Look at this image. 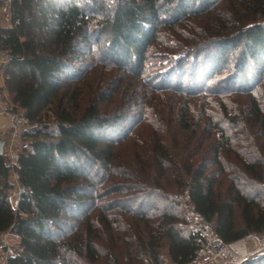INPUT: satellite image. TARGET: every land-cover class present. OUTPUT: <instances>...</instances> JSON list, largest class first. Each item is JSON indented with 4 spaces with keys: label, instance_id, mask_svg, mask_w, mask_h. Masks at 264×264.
<instances>
[{
    "label": "trees",
    "instance_id": "16d2710c",
    "mask_svg": "<svg viewBox=\"0 0 264 264\" xmlns=\"http://www.w3.org/2000/svg\"><path fill=\"white\" fill-rule=\"evenodd\" d=\"M10 10L0 94L29 125L16 159L0 154V234L18 239L5 264H189V208L226 243L263 232L264 0ZM138 125L134 145L151 144L128 166L118 152Z\"/></svg>",
    "mask_w": 264,
    "mask_h": 264
},
{
    "label": "built area",
    "instance_id": "2783aa9c",
    "mask_svg": "<svg viewBox=\"0 0 264 264\" xmlns=\"http://www.w3.org/2000/svg\"><path fill=\"white\" fill-rule=\"evenodd\" d=\"M10 2L11 0H2L0 16L4 23L9 22L12 18ZM0 54L2 53L0 52ZM0 105V115L6 121L5 124L0 125V129L5 128V136L0 138L6 140L4 153L9 154L10 160L14 161L18 152L20 135L28 127L29 122L21 110L8 108L2 100H0ZM199 224L202 244L196 257L189 264H240L251 256L264 252V230L261 233H248L240 239L226 243L218 236L208 220L201 218ZM8 236V233L0 234V246L6 247V252L3 259L0 260V264H5V259L10 255L7 242Z\"/></svg>",
    "mask_w": 264,
    "mask_h": 264
},
{
    "label": "rangeland",
    "instance_id": "374dc122",
    "mask_svg": "<svg viewBox=\"0 0 264 264\" xmlns=\"http://www.w3.org/2000/svg\"><path fill=\"white\" fill-rule=\"evenodd\" d=\"M85 60L86 61L91 60V54L90 53H88V57ZM4 61H5L4 56L2 54H0V64L3 63ZM93 66L95 67V69L90 68L91 71L89 72V74H91V75L88 78V86L93 83L94 84L93 88L97 89L98 87L96 85L101 82V76L104 75L103 73L105 71H102L103 65H99V64L95 63V64H93ZM101 73H102V75H101ZM1 99H2V102H5L4 97L2 95H1ZM84 100H85L84 98H81V102H83ZM0 112H1V107H0ZM50 112L51 111H48V113H50ZM0 124H2V123H0ZM139 129H140L139 125L135 126L133 128L132 132L130 133V135H132V138L128 139V141L125 142L124 144H122V146L119 148L118 156L121 158L124 157V159L127 161L128 166H133L137 162V160L139 159V156L144 158L145 154L149 150L147 145L151 144V143H149V140L147 138V139L143 140L138 146L134 145V141L141 139L140 133L142 132V130H139ZM2 130L3 129H0V136H5V133ZM22 144H23L22 139L20 137V139L18 141V150L21 148ZM6 155H7V153H6ZM7 156H9V154ZM17 191H18V189H17V187H15L14 190L12 191L11 195L12 194L17 195V197H18ZM111 197H112V195H110L109 197H106L102 200H106V199L111 198ZM15 201H16L15 197H12V202H15ZM172 208L175 209V207H172ZM175 211L181 212L178 210H175ZM188 214L192 220L190 225L192 227H194L196 230H198L200 233V224H199L200 219L195 216V214L193 213L191 208H189ZM126 216H128V215H126ZM7 242H8V251L11 253V252H13V250L15 248V244H17V242H18V239L13 235H9L7 238ZM5 252H6V247L0 246V260L3 259ZM255 255H258V254H255ZM255 255H253V256H255ZM98 264H109V262H106L104 260V261L99 262ZM134 264H137V261H135Z\"/></svg>",
    "mask_w": 264,
    "mask_h": 264
},
{
    "label": "crops",
    "instance_id": "0c3cea01",
    "mask_svg": "<svg viewBox=\"0 0 264 264\" xmlns=\"http://www.w3.org/2000/svg\"><path fill=\"white\" fill-rule=\"evenodd\" d=\"M1 4H2V0H0V8H1ZM0 14H1V11H0ZM1 23H3V21H2V19H1V16H0V24ZM0 98H1V94H0ZM4 121H5V119H4V117L2 116V115H0V123H2V124H4ZM1 125V124H0ZM4 133H5V128H3V130H2ZM17 187V189H18V186H16ZM19 192V189H18V191H17V193ZM12 197H15V199H16V201L15 202H12L14 205L16 204V202H17V199H18V197H17V195H11V201H12Z\"/></svg>",
    "mask_w": 264,
    "mask_h": 264
},
{
    "label": "water",
    "instance_id": "95a60500",
    "mask_svg": "<svg viewBox=\"0 0 264 264\" xmlns=\"http://www.w3.org/2000/svg\"><path fill=\"white\" fill-rule=\"evenodd\" d=\"M6 144V140L3 138H0V154L4 153V146Z\"/></svg>",
    "mask_w": 264,
    "mask_h": 264
},
{
    "label": "bare ground",
    "instance_id": "6f19581e",
    "mask_svg": "<svg viewBox=\"0 0 264 264\" xmlns=\"http://www.w3.org/2000/svg\"><path fill=\"white\" fill-rule=\"evenodd\" d=\"M6 123V121H4V124Z\"/></svg>",
    "mask_w": 264,
    "mask_h": 264
}]
</instances>
